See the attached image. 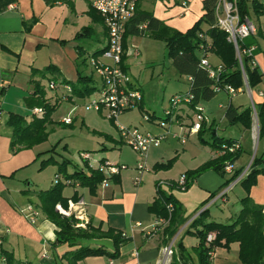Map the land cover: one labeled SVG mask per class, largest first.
<instances>
[{"label":"crops","instance_id":"obj_1","mask_svg":"<svg viewBox=\"0 0 264 264\" xmlns=\"http://www.w3.org/2000/svg\"><path fill=\"white\" fill-rule=\"evenodd\" d=\"M78 1L53 0L51 4H48L45 0H0V94L3 97V99L0 97V264H5V253L12 255L17 264H71L68 261V255L80 247L101 248L109 254L114 253L115 250L114 242L111 239L100 238L96 235L81 240L76 246L55 242L58 228L46 218L38 196L40 191H46L55 186L54 181H51L49 188L44 189L37 187L33 182V184L29 182V178L20 175L19 171L27 162L24 158L19 157V145L12 146V129L6 124L10 113L20 115L27 122H30L31 116L27 117L29 112L31 111L32 114L33 109H40V98L33 95L34 85L31 83V79L34 82L41 83L43 79L40 77V73L48 67H53L57 83L61 81L75 83L81 71L76 69L77 77L74 76L73 61L76 62L80 54L83 55L87 51L86 45H92L95 42L102 43V47L99 49L92 53H86L82 62L105 48L106 31L102 20L96 12L92 11L88 0H85L86 10L79 13ZM203 2L204 0H141L138 10L151 13L160 23V27L164 26L173 31L185 33L204 15ZM249 12L248 18L255 25L256 31L254 35L244 41V45H247L245 48L253 49L256 67L264 77V16H255L251 9ZM152 37V33L146 30L143 36H129L125 40V48L129 49L132 46L138 48L141 42L143 44L144 41H141L143 38ZM61 47H64L67 51L69 69L65 63L56 57V54L62 50ZM209 57L213 58V62H210L213 67L220 65V61L214 55L210 54ZM130 60L131 56L124 59L128 73H130L131 67ZM170 64L172 66V60H170ZM33 74L36 75L31 78ZM185 77L189 87V77ZM45 78H49L48 81L54 79L51 74H47ZM135 81L139 83L138 79H135ZM134 84L137 85L136 82ZM138 87L142 94L141 86ZM263 89L264 84H260L254 90L244 87L243 92L234 98H230L224 91H220L210 101L202 103L208 115V122L204 123L202 127V135L189 134L193 121L192 109L186 105L181 106L175 114L176 120L170 123L171 127L177 126L178 128V133H172V140L182 147L188 145L193 137H196L198 142H201V138L210 143L213 131L217 137H220L217 131L223 122H227L225 112L228 105L232 103L235 107H240L239 111L247 107L251 108L252 105H257L263 101L258 97V92ZM51 91L55 93L54 96L50 98L45 96V99L51 103H59L60 99L64 97L66 100L68 99V94L60 87ZM9 96H12L10 102L7 100ZM71 99L72 97L68 100ZM142 101L138 108L144 110ZM3 109L7 112H4ZM15 109L22 110L24 115L16 112ZM152 114L154 124L145 123L147 133L157 137L163 136L166 132L169 133L170 127L166 129V127L163 128L159 125L160 121L165 120V117ZM62 120L59 123L64 125ZM72 123L66 127L71 126ZM242 132L240 137L243 136V138L234 139L231 137L225 138L224 136L222 138L237 140L240 143L242 140L245 141L246 150L241 146V152L235 161L237 169L234 168L235 172L241 170L243 173L247 168L249 171L250 157L252 154L257 153L256 140L260 138L258 120L255 123L252 116L251 130L245 131L242 129ZM168 137L169 134L166 135L163 141ZM205 137L209 139L207 140ZM183 138L185 143H182ZM111 141L115 140L111 138ZM116 143L118 145L122 144L120 137ZM40 145L33 147L37 148ZM207 146L210 149V157L207 160L196 162L194 161L195 154L190 155L192 168L184 171V173L194 171L206 162L217 158L216 150H213L209 145ZM115 148L120 147L115 146L112 149ZM106 149V146H104L102 151ZM183 151L180 153L175 150V155L171 159L176 160V162L180 161L187 154L185 148ZM166 153L165 150L162 154L166 155ZM157 157L159 156L152 159V162L155 163L153 166L166 164L163 156H161L160 161L155 162ZM3 159L5 163L2 161ZM53 159L56 160L54 157ZM102 159L107 161L105 158L100 160ZM262 161L264 162L263 159ZM85 164L88 165V162L85 161ZM261 167H264V163L261 164ZM69 168H71L70 171H68ZM38 171L41 172L39 169ZM71 172L72 167L68 166L67 173ZM57 174L58 172L55 173V175ZM131 174L135 175L134 172ZM143 175L141 176V183L134 190L119 172L108 179L111 184L109 187H98L95 195H90L87 188H82L74 182L73 184H67L69 186L60 183L63 185L61 191L63 201L83 200L85 202L88 220L86 229L90 227L99 229L100 232L104 233L113 230L124 241L115 257H87L77 262V264H135L137 261L140 264H171L172 256L164 258V248L171 243H173L174 255L180 253L178 245L181 243L190 257V261L185 264H195L184 241L190 223L205 210L208 212L207 222L231 223L241 210L240 201L246 196L245 190L239 182L223 197H214L203 204L211 193L221 187L223 188L230 179V176L219 175L211 170L199 174L193 180L190 188L181 196L176 195L178 190L171 192L170 187L165 189L161 186L163 191H167L168 194L171 192L178 201V207L180 208L176 217L177 222H171V225L168 222L169 219L162 222L163 219L149 213L148 208L157 197L156 185L161 180L155 181L154 178L149 185L145 183L144 185L147 186L144 187ZM151 183H154L155 191ZM170 183H176V181H170ZM236 186L240 187L241 192L236 193L239 199L236 209L239 211L233 210L231 212L234 217L230 216L223 219L221 213H210L212 207H216L219 202L225 204L230 201V193L234 191ZM249 197L253 204L262 207V213L264 214V175L257 176L256 184L251 187ZM184 203H187L186 207L182 205ZM28 205L33 206L40 213L35 225H31L21 214V211ZM56 206L65 209L67 208V202L55 204L54 211H56ZM172 231H175L174 234H172ZM197 244L192 245L197 257L196 264H198V252L195 250ZM135 251L138 253V260H134L131 256ZM238 253L239 245L237 243L230 244L228 248L217 247L214 249V257L210 263L242 264ZM177 260L179 263L184 262L182 257H177Z\"/></svg>","mask_w":264,"mask_h":264},{"label":"trees","instance_id":"obj_2","mask_svg":"<svg viewBox=\"0 0 264 264\" xmlns=\"http://www.w3.org/2000/svg\"><path fill=\"white\" fill-rule=\"evenodd\" d=\"M52 1L53 0H45L48 4H51ZM262 1L263 0H238L240 16L242 18L249 17L250 9L255 16H264V7L261 4ZM216 2L217 0H204V15L185 33L176 32L164 26L160 27V23L151 13L138 10L135 17L127 25L124 34V45L126 38L129 36H143L145 30L152 33L153 38L160 39L165 43L168 57L172 60V66L179 75L187 76L191 79L189 81L188 90L181 93H189L192 95L193 99L188 105L191 109L201 102H208L214 98L218 87L222 88L225 85H229L235 90L241 89L243 91L246 85L250 90H254L260 84H264V77L257 68H251L250 58L247 56H243L242 58V65L246 79L243 78L233 46L227 42V35L215 26ZM248 4L251 5V8H248ZM92 11L95 12L94 10ZM144 23L146 24V29H140V26ZM200 35L206 36L207 43L204 42V45L208 47L206 54L214 55L220 61V65L222 66V72L219 73L217 81L210 79L207 71L199 66L202 58L200 49L202 41L199 38ZM245 47H247V45H244L243 42L242 48ZM103 51L104 49L94 55H100ZM82 63H85V60ZM47 74H51L54 77V79L50 81L56 80L53 67H48L43 70L40 73V77L44 79ZM34 75L36 74L31 75V78H33ZM92 81V77L84 76L79 73L75 85L65 81H61V84H66L71 89V93L68 94V99L73 96L86 98L96 90L97 86H95ZM31 83L34 85L33 95L39 96L40 98L39 107L42 110V113H32L30 122H27L20 115L10 113L6 123L7 126L12 129V146L22 145L26 149L32 148L33 146L42 144L46 141L48 137L47 125L53 124L50 115L59 105V103H51L45 99V93L41 88L40 83L34 82L32 79ZM254 106L259 123V137L261 138L264 136V101ZM239 109L240 107H235L232 103L228 105L225 112L227 123L229 125L239 124L245 131L251 130V108L247 107L241 111H239ZM146 113L148 114L149 119H153V114ZM64 125L62 126L64 127ZM66 126L67 125H65V127ZM202 133L203 130H200L198 135H202ZM200 140L202 144L209 145L213 150L220 149L222 145H230L233 142H238L237 140L217 137L214 131L210 143L201 138ZM240 152L241 151H238L235 154H226L222 157H217L206 162L194 171L186 172L184 174L186 178L185 190L187 191L190 188L193 180L199 174L208 170L219 175H224L223 170L225 163H233L238 158ZM172 161H174V159L166 164L155 165L154 169L169 168ZM99 162L103 163L105 161L102 159ZM262 163H264L262 159L254 158L247 175L240 181L241 186L245 190L246 196L240 201L241 210L231 223H217L214 221L207 222L208 212L206 210L201 212L198 218L190 223V227L186 233L194 235L198 240V244L195 247V250L198 252V264H211L208 259V252L217 247L228 248L232 243H237L239 245L238 256L242 264H264V214L262 213V207L253 204L249 197L250 189L256 184L257 176L260 174L264 175V167L260 168ZM51 164H56L58 167V174H64L66 179L71 181V184L74 182L82 188H87L90 195H95L97 188L101 186L102 181L105 179L98 169H91L87 164V168H90L88 173L77 165L72 164L70 160L56 161L53 159V156L42 161L39 170L41 171ZM68 166L72 167L71 173H67ZM240 173L241 170L236 171L234 177H237ZM229 182H231V180H228L224 186ZM169 187L171 192L173 190L179 191L178 187H176V183H170ZM156 188L157 197L149 206V213L154 214L160 219H169V224L171 222L174 223L180 209L178 207V201L171 192L168 194L167 191H163L161 187H158V184L156 185ZM62 189L63 185L58 183L55 186H52L51 189L40 191L38 193L43 213L46 218L58 228L55 242L57 244L76 246L81 240L89 239L96 235L100 238L111 239L114 242L115 247L114 253L112 254H109L101 248L80 247L75 252L68 255V261L71 262V264H77V262L87 257H115L118 253L119 247L124 241L118 234H115L113 230H108L104 233L100 232L99 229H92L90 227L86 230L74 229L73 221L71 219L64 218L54 211L55 204L67 202L63 201L61 197ZM220 189L211 193L209 197L204 200L203 204L213 199ZM168 205L173 207L170 218L167 211ZM174 232L175 231H172V234H174ZM209 234H214V240L207 245L206 239ZM178 246L180 253L177 255H174L173 253L171 264H185L190 261L189 254L185 252L182 244L179 243ZM4 255L5 264H17V261L12 255L7 253ZM177 257H182L184 262L179 263Z\"/></svg>","mask_w":264,"mask_h":264},{"label":"rangeland","instance_id":"obj_3","mask_svg":"<svg viewBox=\"0 0 264 264\" xmlns=\"http://www.w3.org/2000/svg\"><path fill=\"white\" fill-rule=\"evenodd\" d=\"M85 4V0L78 1L77 8L79 13L86 10ZM248 8H251L250 4H248ZM141 41H144L143 44L141 42L137 48L140 51V56L131 57L129 63L131 64L129 77L133 83L136 82L138 86H141L143 96L142 103H144L142 106L144 107V110L136 107L132 110L123 112L117 117L116 122L119 126L125 128L130 127L132 129L136 128L141 133H147L145 123L154 124V121L148 118L146 111L149 114L154 113L155 116H164V112L169 107V101L172 95L175 93L179 94L185 92L188 89V82L185 76L179 75L175 68L171 66L170 59L168 57V51L165 48V44L162 40L152 37L148 39L143 38ZM86 47L87 51L84 52L83 55L80 54L79 59L76 62L73 61V74L75 77H77V69L78 71H81V74L84 76L92 77L91 75H93L92 82L95 86H97L99 85V78L90 68L89 59L86 58V62L83 64L82 60L86 56V53H92L96 49L102 47V43L95 42L92 45H86ZM61 49L62 50L56 54V57L65 63L69 69V64L67 62V51L64 49V47H61ZM208 59L209 62H213L212 57H209ZM131 76L135 79H138L139 83L137 81L134 82L135 79L133 80ZM48 79L49 78H44L40 83L46 98H50L55 95V93L48 88ZM76 83L77 81L72 84L75 85ZM0 97L3 99L1 94ZM11 99L12 96H9V99H7L8 102H10ZM86 103L87 98H78L76 96H73L71 100H66L65 97L60 99L58 107L50 115V119L53 121V124L50 126L47 125L48 137L46 141L37 148L33 147L31 149H25L20 145L18 146L19 157L24 158L27 162L26 165H24V167L19 171L20 175L29 178V182L35 183L39 188H49L52 180L55 184L56 176H60L59 183L69 186L67 185L69 181L66 179L64 174L59 173L55 175L58 169L56 164L46 167L43 171L39 172L38 169L40 167L41 161L50 156H53L58 161L67 159L70 160L72 164H75L78 167L84 169V171L88 172L90 168L96 169L100 164L99 160L101 158H105L107 162L112 165L118 164L117 166H119L118 168L120 174L126 178L127 182L134 190L136 187L134 184V179L138 177V167L143 163L146 167V170L142 173L144 174L142 179L143 186H147L144 185L145 183L149 185L151 180H154L155 178V181L161 180L158 182H160L161 186L166 189L169 187L166 185L170 184V181H180L182 176L185 174L184 171L192 168V164H190V155L195 154L194 161L196 162L207 160L210 157L209 147L207 145L201 144V142H198L196 137H193L191 142L185 147H182L179 143L172 140V133H178V128L177 126L171 127V124L168 123L166 128L170 127L169 137L162 142L158 149H150L151 152H148V156L145 161L136 151H134V148L131 145L127 143L118 145L116 141H118L119 133L115 125L116 123H113V121L98 112L85 111L84 105ZM15 110H17L16 112L21 113V115H24L22 110ZM4 112L7 111L4 110ZM29 116H31V111L27 117ZM65 117L69 118L73 122L71 126L62 127V125L59 123L60 120ZM256 120L257 119L254 117L255 123ZM217 133L220 137L224 136L225 138H243V136L240 137L243 132L239 124L229 126L227 122H223ZM111 138H113L115 141H111ZM205 138L207 140L209 139L208 137ZM256 141L257 153L251 155V160L249 159L251 161L250 164H252L254 158L264 160V136ZM104 146H106L107 149L102 151ZM115 146L120 147L118 148L119 150L117 148L112 149ZM241 146L246 150L244 140H242ZM184 148L186 149L187 154L180 161H172L171 166L166 169H154L153 165L155 163L152 162V159L155 156H159L157 159H155V162L160 161L161 156H163L164 163H167L172 160L171 158L175 155V150H178V152L181 153ZM165 150L167 151L166 155L162 154ZM249 150L250 148L248 151ZM81 153H89L90 159L86 160V162H88V167L90 168H87L85 160H83L80 156ZM2 161L5 163L4 159ZM235 161L232 163V165L237 169V164ZM70 170L71 168L68 169V171ZM132 172H134L135 175H132ZM110 185V182H108L106 187H109ZM153 185L154 183H151L152 187ZM225 187L222 188L220 192H222ZM176 192L177 196H181L185 194L184 192H186V190ZM239 192H241L240 187L236 186L234 191L230 193V201L226 202L225 204L218 201L219 203L216 205V207H212L210 213H221L223 215V219L230 216L234 217V215H232L233 213L231 214V212L233 210H236V212L239 211L236 209V206L239 204V199L236 196V193ZM186 204L187 203H184L182 205L186 207ZM184 241L185 245L189 248V252L194 259V263L196 264L197 257L195 251L192 249V245L197 244V239L194 235L186 234Z\"/></svg>","mask_w":264,"mask_h":264},{"label":"built area","instance_id":"obj_4","mask_svg":"<svg viewBox=\"0 0 264 264\" xmlns=\"http://www.w3.org/2000/svg\"><path fill=\"white\" fill-rule=\"evenodd\" d=\"M90 7L94 10L102 19L105 31H106V46L103 53L100 55L89 56L90 68L95 72L99 78V85H97L95 92H93L87 98V103L84 105L85 111L98 112L111 121L115 122L118 129L120 142L122 144L127 143L134 148L139 156L144 160L147 158L148 152L152 148L160 146L161 142L166 138L169 133L166 132L163 136H153L149 133H141L136 128H125L119 126L117 117L123 112L132 110L138 107L142 101V94L139 87L135 85L125 68L124 59L128 56L138 57L139 50L132 46L127 49L124 45V34L127 25L135 17L138 10V6L141 0H88ZM264 7V0L261 2ZM215 26L223 31L227 35V42H229L236 53L237 60L239 62L240 70L243 78L246 79L244 68L242 65L243 56L250 58L251 68H257L253 57V49L242 48L243 42L255 34V25L248 17L242 18L238 9V0H217L215 6ZM146 24H142L140 29H145ZM202 41L200 49L202 58L199 66L205 69L208 73V77L217 81L219 73L222 72V66L217 65L213 67L208 58L210 54H206L208 47L204 45L206 36L200 35ZM124 57V59H123ZM86 62V60H85ZM93 77V75H92ZM191 79L189 78V81ZM62 88L67 94L71 93V89L66 84L50 81L48 83L49 90H56ZM246 88L248 86L246 85ZM249 89V88H248ZM217 92L224 91L230 98H234L241 94L243 91L235 90L229 85H225L222 88L218 87ZM258 97L264 101V89L258 92ZM193 99L192 95L187 94H175L169 101V107L164 112L165 120L160 121L161 127H166L168 123L175 121V114L181 106H188ZM252 116L257 119V112L255 107H251ZM32 113L41 114V109H33ZM193 121L189 129L190 135H196L202 130L203 124L208 122V115L206 114L202 102L192 108ZM65 125H70L72 121L69 118L62 120ZM167 129V128H166ZM175 136V135H174ZM182 143H185V139H182ZM241 151V143L233 142L230 145H222L220 149L216 150L217 157H222L226 154H235ZM83 160H89L90 156L87 153H81ZM119 166L110 164L107 161L100 163L97 167L98 171L103 174L105 179L101 183V187H106L108 179L119 173ZM146 170L145 164H141L138 167V177L134 179V184L137 187L141 183V175ZM250 170V166H249ZM224 174L229 175L231 182H229L222 192H218L215 197H223L226 193L238 184L248 173V168L244 172L240 173L237 177H234L235 170L230 162H226L224 165ZM234 178V179H233ZM60 181V176L55 177V185ZM69 181V180H68ZM71 184V181L68 182ZM186 178L182 176L180 181L176 182V187L179 191H185ZM170 186V184L166 185ZM161 187V184H158ZM223 187V188H224ZM57 213L67 219L73 221V227L76 229H86L88 225L87 220V208L83 200H69L67 201V208L63 209L60 206H56ZM168 216H171L173 207L167 206ZM24 218L31 224L35 225L39 219L40 213L33 206L28 205L21 211ZM168 220L163 219L162 222ZM214 240V234H209L206 239V244L209 245ZM214 249L208 252V259L211 262L213 259ZM173 254V243L164 248V258L171 257ZM132 258L138 260L137 251L132 253ZM135 264H140L138 261Z\"/></svg>","mask_w":264,"mask_h":264}]
</instances>
